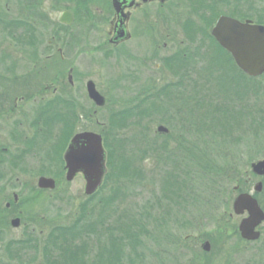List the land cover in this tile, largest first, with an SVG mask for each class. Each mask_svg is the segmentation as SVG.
Wrapping results in <instances>:
<instances>
[{"label":"rangeland","instance_id":"obj_1","mask_svg":"<svg viewBox=\"0 0 264 264\" xmlns=\"http://www.w3.org/2000/svg\"><path fill=\"white\" fill-rule=\"evenodd\" d=\"M22 1L21 5L37 6L40 13L51 8L53 22L57 21L65 5L59 0ZM238 2L237 7L235 2L230 3V13L264 23V0ZM90 4L71 7H82L85 13L96 5ZM234 7L239 10H233ZM81 15L80 20L87 22L83 18L85 14ZM81 28L75 21L67 34H62L68 67L73 68L79 88L69 90L74 118L70 131L69 126L66 127L67 137L70 135L68 140L77 133L89 131L101 135L106 153L105 139L114 151L119 147L127 149L122 160L115 154L112 175L90 196L85 195L82 175L77 174L67 183L61 178L50 195L51 223L55 230H66L67 245L62 241L65 233L59 236V232L54 233L51 260L59 264L65 254L67 260L79 261L81 258V261L101 264L96 258L101 253L100 245L105 247L107 242L100 241L98 245L96 233L101 232L100 219H104L109 226L121 227V221H124L126 232L129 231L127 224L132 227L130 238L119 236L116 264H255L253 251L248 248L251 245L244 243L236 232L241 218L233 216L229 219L225 212L232 213L231 204L236 196L234 187L243 172L249 171V162L264 159V75L251 86L247 84L250 91L246 94L224 100L223 95L229 90L224 75H232L233 70L230 62L217 54L218 50L210 41L194 42L186 47L181 45L182 50H187L188 61L181 55L179 59L161 65L158 61H143L123 54L98 57L95 43L81 41L83 35L88 34L87 29ZM61 29L51 26L48 33ZM214 56L218 59L211 60ZM192 57L199 60L189 61ZM157 65L164 72L163 77L146 74ZM165 68L175 72L171 74ZM182 69L194 71L187 76L178 75L181 74L178 70ZM88 81H92L104 97V106L98 107L88 98L85 89ZM236 81V91L241 93L246 82L240 77ZM186 82L189 87L183 88L181 85ZM179 94H196L207 104H224L233 110L249 105L253 117L243 121L241 114L236 116L233 112L230 117L226 114L228 120L231 118L233 122L238 120L241 123L232 125V132L226 133L218 123L209 119L204 123L207 129L198 128L195 113V116L185 118L193 122L191 129L186 128L191 133H174L176 126L172 122L176 118L179 120L180 114L190 107L183 100L185 96L179 98ZM160 106V111L154 109ZM181 108L185 110L181 111ZM111 122L114 127L110 126L113 125ZM158 124L169 130V137L157 134ZM197 131L201 133L197 134ZM53 134L60 136L61 128L54 127L51 139L56 137ZM154 142L157 151L151 150ZM57 152L53 146L49 151L51 160L49 156L45 158L54 166L52 174L64 165L62 154ZM35 161L37 167L43 166L39 156ZM136 174L139 179L126 180L127 176ZM178 182L185 183L180 190L174 188ZM102 200L111 203L105 205ZM38 201L44 209V199ZM38 223L39 228L44 229V223ZM133 235L138 238L135 243ZM205 240L212 241L213 252L205 253L202 249ZM65 246L68 254L62 251ZM72 252L75 259H69L73 257Z\"/></svg>","mask_w":264,"mask_h":264},{"label":"flooded vegetation","instance_id":"obj_2","mask_svg":"<svg viewBox=\"0 0 264 264\" xmlns=\"http://www.w3.org/2000/svg\"><path fill=\"white\" fill-rule=\"evenodd\" d=\"M59 1L65 5L53 22L51 8L40 13L37 6L21 5L22 0H0V264H54L51 260L53 234L59 232V236L66 232L53 229L50 202V195L61 178H65L66 169L60 166L52 174L54 166L50 164L49 151L55 146L63 158L69 144L66 132L69 90L79 88L73 68L68 67L62 34L65 36L75 21L87 29L88 34L83 35L81 41L95 43L98 57L123 54L164 65L181 55L187 60V50H182L181 45L210 41L226 62L230 57L235 67H230L231 73L240 74L244 73L218 44L213 29L222 17L264 27L262 22L242 19L229 12L230 3L235 2L237 7L238 0H119L122 10L114 8L113 0ZM90 2L96 5L85 13L82 7H71L86 6ZM235 7L232 9L238 11ZM81 14H85L83 18L87 22L80 20ZM51 26L62 29L48 33ZM213 59L218 58L214 56ZM195 60L199 59L192 57L189 61ZM155 68L146 74L163 77L164 72L158 65ZM165 70L171 74L175 72ZM224 70L227 72L226 68ZM178 71L181 73L178 75L187 76L194 70ZM181 86L189 87V83ZM57 126L61 134H53L56 137L51 139L52 130ZM37 156L44 162L43 166L37 167ZM261 161L264 159L249 162V171L243 172L234 187L232 213L225 212L229 219L233 216L241 221L247 218V210L240 215L233 212L236 197L247 194L262 213V219L254 227L253 240L241 238L239 225L236 230L240 239L251 245L248 248L253 251L255 264H264V174L252 170V165ZM40 178L52 179L55 187H39ZM39 199H44V209ZM38 222L44 223V229L39 228ZM206 242L209 251L205 253L213 252L211 240H205L202 249ZM64 258L59 264H96Z\"/></svg>","mask_w":264,"mask_h":264},{"label":"water","instance_id":"obj_3","mask_svg":"<svg viewBox=\"0 0 264 264\" xmlns=\"http://www.w3.org/2000/svg\"><path fill=\"white\" fill-rule=\"evenodd\" d=\"M116 10H122L119 0L112 1ZM65 21V20H64ZM213 36L218 44L228 51L237 67L252 78L264 73V27L242 24L231 18L222 17L213 29ZM88 98L98 107L105 105V99L96 90L92 81L86 83ZM157 132L168 133V129L158 125ZM65 179L71 182L81 174L85 181V195L94 194L101 186L106 174V152L101 135L84 131L75 134L66 148L64 155ZM252 170L264 174V161L252 165ZM39 187H55L52 179L40 178ZM247 210L248 217L239 224V234L243 239L255 238L254 227L262 219V213L250 195H239L233 203V211L240 215ZM14 225L17 221L13 222ZM209 244L205 243L204 251H209Z\"/></svg>","mask_w":264,"mask_h":264},{"label":"trees","instance_id":"obj_4","mask_svg":"<svg viewBox=\"0 0 264 264\" xmlns=\"http://www.w3.org/2000/svg\"><path fill=\"white\" fill-rule=\"evenodd\" d=\"M229 62L232 65V61H231L230 57H229ZM231 67H233V69H235V67L233 65ZM239 77L242 80H245V82H246L245 85L243 86V88H245V89L240 90L241 93H237L238 90H237L236 85H235L237 83L236 79L237 78L239 79ZM224 79L228 83V88H226V89H229V90H226L225 95H223L224 96V100H225V98L227 100L228 99L232 100L233 97L235 98L237 96H241L245 92L250 91L249 90L250 89L249 86H251V83H253V81L254 82L257 81V78H251V77H248V76H246L244 74H240V73H237V72H234L232 75L230 74L229 76H228V74L224 75ZM231 89H232V91H231ZM178 96H179V98H183V96H185L184 97L185 99L183 98L184 102H188V105L190 104V107H192V108L189 107L186 111H183L184 113L180 114L182 116H179V120L177 118H176V121L172 120L173 121L172 123L174 124V126H176V130H175L174 133H178L179 134L181 131L182 132L191 133L190 132L191 131L190 127L191 126L193 127V125H192L193 122H190L191 121L190 119L186 120L185 118H191L192 115L193 116L197 115L196 120L199 121L198 128L201 127V129H203V130L207 129V126H205L204 123H205V120H207V122H208V119H209V120L214 121V123H218V125L221 127V129L222 130L224 129V132H226V133L227 132L228 133L232 132V129H233L232 125H240L241 124L240 121H238V120H236V122L235 121L233 122V120H231V118L228 120V118L230 117L231 113L236 112V116H239L241 114L243 116V118H242L243 121H245L244 119L250 120L253 117V116L251 117V111L249 110V105H244V106L241 107V109L239 108L238 110H233V109H229L224 104L223 105H218V106L210 105L211 104L210 100L208 101V102H210V104H207V102L205 100L198 99V97H196V94L195 95L193 94L191 96L190 95L179 94ZM70 102L71 101L69 100V103ZM193 104H195V106H192ZM205 104H207V105H205ZM161 107L162 106H160L158 109L157 108H154V109L157 110V111H160L159 109H161ZM182 110H185V109L181 108V111ZM226 114H227V116L229 115L228 118L226 117ZM209 116H211V117H209ZM73 118H74V115L72 116L71 105L69 104L68 125H67V126H69L68 127L69 131L71 129L70 125L73 122ZM169 119L171 120V117H169ZM113 123L114 122H111V124H113ZM110 126L114 127V124L110 125ZM184 126H185V128H184ZM186 128L187 129L190 128V129L186 130ZM198 128H197V130H198ZM200 133L197 131V134H200ZM68 134H70V133H68ZM169 135L170 134L163 135L162 137H164V138L165 137H169ZM69 136H68V138H69ZM155 145L156 144L154 142L153 143V148L151 149L152 151H157L158 150V148H157L158 146H155ZM105 147L107 148L106 167H107L108 171L106 172L104 180H106V178L109 177V175H112V173H113L112 167H113V164L115 162L114 161L115 154H116V157L119 156L120 159L122 160V155H124V152L127 149V148L126 149H121L122 147H119V148H117L114 151L107 144V139H105ZM197 155H203V154L202 153L201 154L198 153ZM184 171L185 170H183V169L181 170L182 173H184ZM137 175L138 174L127 176L126 180H128V179H129V181L137 180V179H139V177H136ZM174 185H175L174 188L176 190H180V188H182L185 185V183L178 182L177 185L176 184H174ZM179 194H180V192H179ZM110 197H112V196H110ZM102 201H104L103 203L105 205H107L106 203H109V204L111 203L108 200H102ZM100 220H102L101 221V225H99V229H101L100 230L101 232H99V233L97 232L96 233V243L99 245L100 241L101 242L106 241L107 244H105L106 245L105 247H103V244H102V246L100 245V247H102V249H101V253H100L99 257L96 258V261L100 262L101 264H115V262H117L118 259H119V249H120V247H119L120 246L119 245V242H120L119 241V236H123L122 239L123 238H130V231H131L132 227H130V225L127 224V227H128L129 231L126 232L125 231L126 229H124V226L126 224L122 223L124 221H121V227H119V225L114 226V224L112 226H109L107 223L106 224L104 223L107 220H104V219H100ZM121 233H123V234H121ZM67 236H68L67 233H65V235H62V238L64 237V239H62V241H63V243H65V245H67ZM132 240H133V243H135L136 242L135 240L138 241V238L133 235L132 236ZM62 251L65 252L66 254H68V252H69L67 250V246L63 247ZM76 253H78V251ZM72 255H73V257H69V259H75L74 258V253ZM64 257H66L65 254H64ZM80 260H81V258H80Z\"/></svg>","mask_w":264,"mask_h":264}]
</instances>
